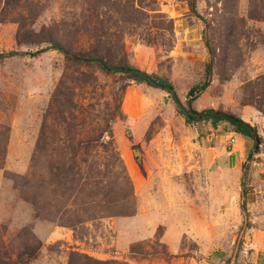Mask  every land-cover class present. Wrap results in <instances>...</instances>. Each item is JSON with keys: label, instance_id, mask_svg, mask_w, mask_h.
<instances>
[{"label": "rangeland", "instance_id": "obj_1", "mask_svg": "<svg viewBox=\"0 0 264 264\" xmlns=\"http://www.w3.org/2000/svg\"><path fill=\"white\" fill-rule=\"evenodd\" d=\"M189 4L0 0V54L43 50L0 60V264H264V0H196L206 22ZM207 39L194 108L256 127L258 151L53 49L164 77L186 105Z\"/></svg>", "mask_w": 264, "mask_h": 264}, {"label": "trees", "instance_id": "obj_2", "mask_svg": "<svg viewBox=\"0 0 264 264\" xmlns=\"http://www.w3.org/2000/svg\"><path fill=\"white\" fill-rule=\"evenodd\" d=\"M190 9L193 14L202 19L204 22L206 20L201 18L197 11L196 0H190ZM206 46L209 51L210 61L206 65L205 76L201 82L194 84L186 95V105L181 101L178 96L175 87L171 81L164 77L158 75L150 74L148 72L142 71L138 67L130 66L126 64H116L110 60L102 57L96 53L89 54H77L61 46H53L55 51L61 53L68 61L78 64L85 65H95L100 70L108 75H124L130 81L136 84H144L153 89L161 90L166 92L172 99L176 106L177 112L181 117L184 118L187 124L208 122L212 125L214 129H217L221 123L229 124L233 128V132L244 138L255 140L259 137L258 130L256 127L251 126L249 123L245 122L241 118L234 116L232 114H227L225 112L216 111L214 109H207L204 111H197L194 108V104L201 98V96L208 90L213 82L214 76V59L213 50L211 44L207 39ZM43 50L38 52H7L0 54V60H8L19 57H31L34 58L42 53ZM259 139V138H258ZM251 158V156H250ZM250 164L243 167L244 177L242 180L243 192H242V209L245 211L246 216H249L246 208V197L248 195V189L246 183L248 181ZM242 246V244H241Z\"/></svg>", "mask_w": 264, "mask_h": 264}, {"label": "water", "instance_id": "obj_3", "mask_svg": "<svg viewBox=\"0 0 264 264\" xmlns=\"http://www.w3.org/2000/svg\"><path fill=\"white\" fill-rule=\"evenodd\" d=\"M257 142V146H256V151H258L259 147H260V141L258 138L255 139Z\"/></svg>", "mask_w": 264, "mask_h": 264}, {"label": "crops", "instance_id": "obj_4", "mask_svg": "<svg viewBox=\"0 0 264 264\" xmlns=\"http://www.w3.org/2000/svg\"><path fill=\"white\" fill-rule=\"evenodd\" d=\"M238 137H240V138H242V139H247V138H244V137H242V136H240V135H237Z\"/></svg>", "mask_w": 264, "mask_h": 264}, {"label": "built area", "instance_id": "obj_5", "mask_svg": "<svg viewBox=\"0 0 264 264\" xmlns=\"http://www.w3.org/2000/svg\"><path fill=\"white\" fill-rule=\"evenodd\" d=\"M232 142L234 143L235 142V139L232 138Z\"/></svg>", "mask_w": 264, "mask_h": 264}]
</instances>
